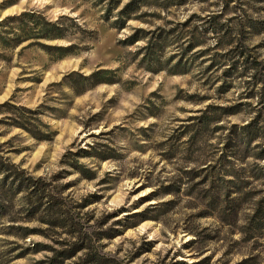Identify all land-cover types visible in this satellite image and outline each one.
Returning <instances> with one entry per match:
<instances>
[{
	"label": "rangeland",
	"instance_id": "1",
	"mask_svg": "<svg viewBox=\"0 0 264 264\" xmlns=\"http://www.w3.org/2000/svg\"><path fill=\"white\" fill-rule=\"evenodd\" d=\"M130 1L0 0V264H264V0Z\"/></svg>",
	"mask_w": 264,
	"mask_h": 264
},
{
	"label": "trees",
	"instance_id": "2",
	"mask_svg": "<svg viewBox=\"0 0 264 264\" xmlns=\"http://www.w3.org/2000/svg\"><path fill=\"white\" fill-rule=\"evenodd\" d=\"M107 0H104V2H106ZM118 2V0H111V3L116 4ZM140 3L141 0H131L120 12H119V18L116 20V24H115V28L118 30H123L126 26V22L127 20L132 19L133 14L139 9L140 7ZM114 10V7L112 9H109L107 12V16H109L110 13H112V11ZM34 14H25L26 17L28 18H32ZM36 24V22H33ZM37 25V24H36ZM46 30H44V38L47 40H58V39H62L64 37V33L63 32V27L62 25L58 22V23H52L49 22L46 24ZM35 31V30H34ZM33 33H37V32H33ZM150 33L152 32H146L143 29H135L134 33L132 35H130L129 37H127L124 41H121L120 43L122 45H124L125 47H132L135 46L137 43H139L140 41L143 40H148V35H150ZM28 39V38H27ZM162 39V37L158 36V37H154L148 40V43L146 46H144L143 48H140L135 54L136 56V61L139 60L138 57L139 56H143L139 66L141 68H145L148 72H152V73H159L162 71H166L167 68L164 65L163 61H162V56H159L158 53H160V40ZM68 52V50H66ZM68 56V53L62 54L61 57H66ZM109 71L107 70H103L97 72L96 74H94L93 76L90 77H83L84 81L88 82L87 86L80 90V91H76V94L81 95L84 92H86L87 90L96 87L100 84L103 83H114V81L112 80H106L104 77H102V75L104 74H108ZM79 75V74H76ZM67 77H70L67 76ZM33 134V132H30ZM36 138L38 139H43V138H39L36 134H33Z\"/></svg>",
	"mask_w": 264,
	"mask_h": 264
}]
</instances>
